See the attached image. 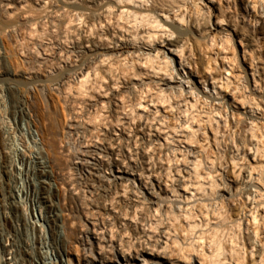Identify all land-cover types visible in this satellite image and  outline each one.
Listing matches in <instances>:
<instances>
[{"label": "bare ground", "instance_id": "bare-ground-1", "mask_svg": "<svg viewBox=\"0 0 264 264\" xmlns=\"http://www.w3.org/2000/svg\"><path fill=\"white\" fill-rule=\"evenodd\" d=\"M0 18L47 59L27 82L60 71L84 218L66 225L40 144L4 127L0 264H264V0H0Z\"/></svg>", "mask_w": 264, "mask_h": 264}, {"label": "rangeland", "instance_id": "rangeland-1", "mask_svg": "<svg viewBox=\"0 0 264 264\" xmlns=\"http://www.w3.org/2000/svg\"><path fill=\"white\" fill-rule=\"evenodd\" d=\"M6 22L5 20L0 18L1 26H4ZM24 46L25 45L21 41V33L19 32V29L13 28L10 29V31L0 33V51L2 56H0V69L3 73L2 77H6L5 82H12L8 87L11 103H6L7 109L10 115L12 117H16L19 123H21L23 119L26 120L29 117V114L26 112V108L28 107L31 110L33 117L38 123L42 142V154H44L49 159L48 168L54 174V178L52 180L54 184V192L52 196L54 200L57 201L58 204H60V207L63 209V211L69 214L70 220L66 219V225H68L69 227L72 221H74L75 223L78 222L76 224L80 225L81 223H84V218L80 216V212L78 211L82 206V202L78 198H76V190H74L73 193V185L71 186L70 183L68 184L64 177V173L70 166V162L76 150L75 140L72 136L67 134L68 129L64 121V118H66V120H69L70 113L67 109L66 103H71V101H67L65 99L63 90H59L57 88L50 89L52 86H50L51 83L49 81L51 80L52 82V80H54L55 77L57 78L60 74V71L56 70V68H49V71H47L43 76L39 75V73L34 74V79L39 81L37 84H32V82L35 80H33L32 82H27L29 80L26 78L27 72L25 71L27 70L30 72L35 68H39L43 72V69H46L45 62L47 61V59H42V55L44 54L39 53L38 50H35V52L40 55H36L37 58L35 54L28 55L27 49ZM41 62H43L42 66ZM15 71L21 72L22 74L19 76H15L13 74V72ZM35 75L38 78H36ZM43 79H48V84L50 86H48L49 89L46 84L44 85V81H42ZM71 79V84H75V81L77 82L75 76H72ZM26 83H29L31 85L27 84V88L25 86ZM52 90L55 93L52 94ZM21 104L24 106H22ZM59 119H62L61 121L64 122L61 124V121H59ZM63 126L64 128H62ZM3 145L4 144L0 135V173L5 175L4 165L9 167V165H11L10 163L12 162L10 160L11 158H9L10 156L2 150ZM100 163L101 162L99 161L98 165L93 166V170H95L94 167H96L97 170L96 174L94 175L95 180L92 181L91 184H88V187L82 185V189L88 190V195L91 194V191L97 193V187L100 185V181L97 175L102 172ZM1 184L8 189L6 183L1 182ZM101 193L102 190L101 187H99L98 194H96L98 195L96 196V200L97 204L100 206L102 205L103 201ZM65 206L68 209H66ZM100 210L102 212L101 208ZM11 211L14 212V216L17 215L18 218L22 220L24 215L22 207L15 208L13 206L11 208ZM75 214L77 216L79 214V216L77 217ZM76 224L74 226L77 228L78 226ZM14 231L15 230L12 228V232ZM67 235H70V233L68 232ZM17 236L18 240L21 241V233L19 231L17 233ZM64 236L66 235L64 234L61 236V238L59 237L60 240L65 241L66 239Z\"/></svg>", "mask_w": 264, "mask_h": 264}, {"label": "built area", "instance_id": "built-area-1", "mask_svg": "<svg viewBox=\"0 0 264 264\" xmlns=\"http://www.w3.org/2000/svg\"><path fill=\"white\" fill-rule=\"evenodd\" d=\"M3 73L2 71H0V79L4 80L6 79V77H2ZM8 79V78H7ZM7 90V91H6ZM6 103H11L10 101V95L8 92V88H4L2 86H0V135L2 138V142H3V151L5 152L7 149V138H8V133L5 130L4 127H8V126H12V127H18V128H24V130L26 131L25 134V141L28 143H33V144H40V150H42V145H41V137H40V133H39V127H38V123L36 121V119L33 117V114L31 112V110L27 107L26 108V112L29 114L28 119H23L21 121V123H19L16 119V117H12L7 109V104ZM22 148L23 145L18 143L17 148ZM6 153V152H5ZM12 156H10L11 158V162H12ZM13 163V162H12ZM11 163V164H12ZM1 164V163H0ZM13 165V164H12ZM66 207V206H65ZM58 233H54L56 235V237H61L62 235L65 234V227L63 225V222L59 221L58 223ZM66 235V234H65ZM19 241V240H18Z\"/></svg>", "mask_w": 264, "mask_h": 264}]
</instances>
